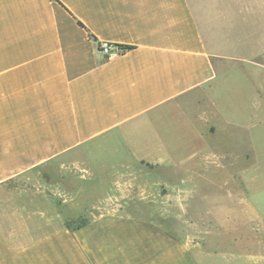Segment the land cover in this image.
Wrapping results in <instances>:
<instances>
[{
  "label": "crops",
  "instance_id": "1",
  "mask_svg": "<svg viewBox=\"0 0 264 264\" xmlns=\"http://www.w3.org/2000/svg\"><path fill=\"white\" fill-rule=\"evenodd\" d=\"M99 42L131 48L106 54ZM236 106L249 112L245 122ZM136 125L154 129L127 157L153 166L171 190L194 191V175L215 188L234 164L225 160L239 158L226 140L257 151L264 0H0V186ZM222 136L219 150L210 141ZM190 205L175 220L184 230L95 212L0 250V264H264V201ZM195 207H209L207 217ZM217 228L257 241L219 248L209 237Z\"/></svg>",
  "mask_w": 264,
  "mask_h": 264
},
{
  "label": "rangeland",
  "instance_id": "2",
  "mask_svg": "<svg viewBox=\"0 0 264 264\" xmlns=\"http://www.w3.org/2000/svg\"><path fill=\"white\" fill-rule=\"evenodd\" d=\"M233 114L241 122L249 116L242 106H236ZM153 129L137 125L118 129L105 143L82 146L74 158L51 160L32 173L0 186V250L6 251L27 237L51 231L67 220L72 221L68 222L71 226L77 225L95 212H125L151 219L167 229L176 226L184 230L186 222L175 220H184L187 204L199 199L264 201V127L257 142L252 144L257 151L249 152V144L226 140L228 152H232L229 157L237 153L239 158L225 160L227 164L234 160V164L226 165L216 175L215 188L206 187L202 176L194 175L196 184L188 185L196 186L194 191L169 189L163 183L166 176L154 172L153 166L127 157L131 141L136 144L137 139ZM223 140L224 136L220 141L211 139L210 143L220 150ZM215 162L221 164L223 160L215 158ZM182 172V177H192L186 174V168ZM194 209L207 217L210 208ZM238 233L242 238L236 239L217 228L209 237L219 248L235 251L248 250L252 241H257L250 237L249 231Z\"/></svg>",
  "mask_w": 264,
  "mask_h": 264
},
{
  "label": "built area",
  "instance_id": "3",
  "mask_svg": "<svg viewBox=\"0 0 264 264\" xmlns=\"http://www.w3.org/2000/svg\"><path fill=\"white\" fill-rule=\"evenodd\" d=\"M99 50L106 54L122 52V48L118 44L109 42H99Z\"/></svg>",
  "mask_w": 264,
  "mask_h": 264
},
{
  "label": "trees",
  "instance_id": "4",
  "mask_svg": "<svg viewBox=\"0 0 264 264\" xmlns=\"http://www.w3.org/2000/svg\"><path fill=\"white\" fill-rule=\"evenodd\" d=\"M80 23V22H79ZM81 24V23H80ZM121 48H122V51H125V50H127V49H130L131 48V46H129V45H122V44H118ZM67 223V225H70V224H68V222L69 223H71L72 221H66ZM85 223V220H83L82 222H80L79 224H77V225H74V226H77V227H79V226H81V225H83Z\"/></svg>",
  "mask_w": 264,
  "mask_h": 264
}]
</instances>
